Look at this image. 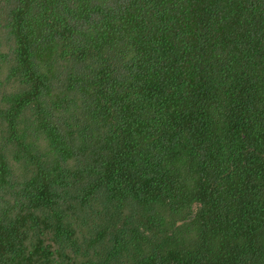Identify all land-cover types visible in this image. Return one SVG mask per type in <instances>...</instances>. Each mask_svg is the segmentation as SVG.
Instances as JSON below:
<instances>
[{
	"label": "trees",
	"instance_id": "16d2710c",
	"mask_svg": "<svg viewBox=\"0 0 264 264\" xmlns=\"http://www.w3.org/2000/svg\"><path fill=\"white\" fill-rule=\"evenodd\" d=\"M0 264H264V0H0Z\"/></svg>",
	"mask_w": 264,
	"mask_h": 264
}]
</instances>
